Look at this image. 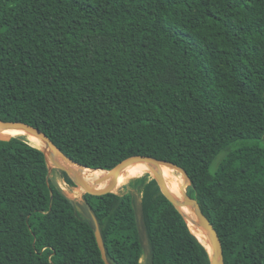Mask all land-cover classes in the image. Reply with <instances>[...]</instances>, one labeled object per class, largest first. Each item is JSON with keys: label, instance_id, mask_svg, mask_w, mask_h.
Returning <instances> with one entry per match:
<instances>
[{"label": "trees", "instance_id": "16d2710c", "mask_svg": "<svg viewBox=\"0 0 264 264\" xmlns=\"http://www.w3.org/2000/svg\"><path fill=\"white\" fill-rule=\"evenodd\" d=\"M0 119L92 170L183 167L225 264H264V0H0ZM42 148L0 135V264H106L79 206L113 264H211L153 165L82 202Z\"/></svg>", "mask_w": 264, "mask_h": 264}, {"label": "water", "instance_id": "95a60500", "mask_svg": "<svg viewBox=\"0 0 264 264\" xmlns=\"http://www.w3.org/2000/svg\"><path fill=\"white\" fill-rule=\"evenodd\" d=\"M7 132L25 133L40 139L45 145L44 148L42 149L44 150L49 163L50 174L53 172L55 168L63 170L72 178V180L77 184V186L81 187L85 192L93 195H104L114 191L119 185L120 178L122 176L124 169H126L128 166L132 164H135L137 162H147L150 165L156 166L157 168H153L152 174L156 179L158 185L160 186L162 193L172 202L175 208L186 218L188 224H189V217L184 212V210L187 208L193 210L195 215L193 221L195 225L197 226L198 229L203 231V233L206 235L209 241L210 247H208L202 241V239H200L197 236L199 240L203 242L205 246L208 248L211 255V264H225L224 248L220 235L214 224L209 219V217L202 210L200 202L188 193L187 188L191 185L192 179L188 174V172L183 167L173 162L157 159L151 156L133 155L121 161L112 170H104L105 172H107V174L103 178H101L97 182V184H100L104 180H109L108 184L105 187H98V185L96 184H91L84 176V170L90 168L84 166L83 164L69 157L52 140V138L40 128L23 121H5L0 119V135L6 134ZM161 164L174 168L185 177L186 182L182 186L183 196L181 198L176 197L170 190L167 181L163 175V172L160 168ZM75 166H78L79 168H75ZM99 170H103V169H99ZM90 214L94 222L95 234L100 250L102 252V257L106 264H113L111 263L108 257V252L100 222L92 209H90Z\"/></svg>", "mask_w": 264, "mask_h": 264}, {"label": "bare ground", "instance_id": "6f19581e", "mask_svg": "<svg viewBox=\"0 0 264 264\" xmlns=\"http://www.w3.org/2000/svg\"><path fill=\"white\" fill-rule=\"evenodd\" d=\"M8 135H10V136H16V135H25L26 137H27V139L34 145V146H37V147H40V146H45L44 145V143L40 140V139H38V138H36V137H33V136H31V135H28V134H25V133H20V132H7L6 133V136H8ZM143 163H145V162H137V163H135V164H132V165H130V166H128L124 171H123V173H122V176H121V178H120V182H119V185L131 174V172L135 169V168H137L139 165H141V164H143ZM75 168H79L78 166H75ZM153 168H157L156 166H153V167H151L148 171H146L143 175H145V174H147V173H152L153 172ZM160 168H161V170H162V172H163V175H164V177H165V179H166V181H167V184H168V186H169V188H170V190L172 191V193L176 196V197H178V198H181L182 196H183V193H182V186H183V181H182V177L180 176V173L177 171V170H175L174 168H171V167H169V166H167V165H164V164H161L160 165ZM97 171H99V170H96V171H94V170H91V169H86V170H84V172L85 173H87V177L91 180V182L93 183V184H96V185H98V187H105V186H107V185H104V184H102V183H100V184H97V182H98V179H97V176H96V172ZM102 171H104V170H102ZM142 175V176H143ZM172 181H174V182H177V183H179L180 184V188L179 189H176L175 187H174V184H173V182ZM185 182V181H184ZM118 185V186H119ZM180 194H181V196H180ZM180 196V197H179ZM184 212L188 215V217H189V224H190V226H191V228H192V230L197 234V236L200 238V239H202V241L208 246V247H210V244H209V241H208V239H207V237H206V235L203 233V231L202 230H200V229H198L197 228V226L195 225V223H194V221H193V219L195 218V215H194V212H193V210L192 209H190V208H187V209H185L184 210Z\"/></svg>", "mask_w": 264, "mask_h": 264}, {"label": "rangeland", "instance_id": "374dc122", "mask_svg": "<svg viewBox=\"0 0 264 264\" xmlns=\"http://www.w3.org/2000/svg\"><path fill=\"white\" fill-rule=\"evenodd\" d=\"M220 160H221V156H219L218 158H216V160H215V163H214V167L216 168L218 165H219V163H220ZM107 173V172H106ZM151 174V176L152 177H154L153 176V174L152 173H150ZM106 175V174H105ZM104 175V176H105ZM180 176L182 177V181L184 180L185 182H186V179H185V177L182 175V174H180ZM85 178H87V176L85 177ZM183 181V185L185 184V182ZM66 186V185H65ZM69 190H68V189ZM66 191L69 193V194H73V195H76L77 196V198H79L80 200L79 201H82L83 202V194H84V190L81 188V187H73V189L72 188H70V187H68V186H66ZM81 205V204H80ZM80 207V209L82 210V212L85 214V215H90V217H91V214H90V208L88 209V210H85V209H83V207H81V206H79ZM138 216H139V218H140V221L142 220V213H141V197H139L138 198ZM145 246H146V251L148 252L149 251V247H148V245H147V240L145 241ZM146 256H147V254H146ZM146 256L143 258V263L144 262H146Z\"/></svg>", "mask_w": 264, "mask_h": 264}]
</instances>
